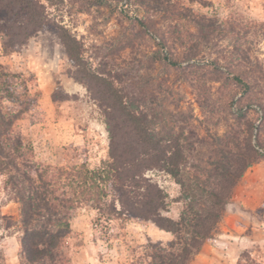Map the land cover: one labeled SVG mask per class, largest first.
Wrapping results in <instances>:
<instances>
[{
	"label": "rangeland",
	"instance_id": "obj_1",
	"mask_svg": "<svg viewBox=\"0 0 264 264\" xmlns=\"http://www.w3.org/2000/svg\"><path fill=\"white\" fill-rule=\"evenodd\" d=\"M38 1L50 20L46 29L7 48L0 35V68L8 74L4 80L10 91L2 109L8 114L27 110L16 128L32 145L36 160L61 165L64 154L75 156L74 149L77 161L86 160L94 168L107 157L108 134L102 114L86 87L72 76L78 68L57 34L63 28L75 37L80 55L92 70L127 71L141 84L160 78L174 83L178 107L170 110L182 113L173 123L175 133L187 125L194 135L187 130L183 135L191 141L236 130L239 139L250 134L264 152V0ZM137 20L145 26L139 27ZM163 30L171 33L166 47L160 48L159 37L153 33ZM157 49L161 56L167 51L180 66H201L200 83L187 79L179 83L177 69L153 60ZM234 75L247 81L249 89L236 83ZM226 100H232L230 109L223 104ZM229 111L246 114L240 119L246 126L236 123ZM205 151L195 145L185 153L189 161H195ZM144 175L168 194V210L161 213L177 219L183 207L180 185L162 170H147ZM4 203L9 204L2 207ZM17 209V203L3 191L0 177V264H21ZM70 227L62 264H147L148 245L167 247L173 238L151 221H108L87 205L74 212ZM210 262L264 264V156L243 172L217 232L204 241L189 264Z\"/></svg>",
	"mask_w": 264,
	"mask_h": 264
},
{
	"label": "trees",
	"instance_id": "obj_2",
	"mask_svg": "<svg viewBox=\"0 0 264 264\" xmlns=\"http://www.w3.org/2000/svg\"><path fill=\"white\" fill-rule=\"evenodd\" d=\"M145 1L149 0H136L139 4ZM49 22L38 0H0L4 48L23 44L35 31L46 29ZM137 24L145 26L141 20ZM170 33H153L159 37L160 48L166 47ZM57 34L78 68L72 76L86 87L100 109L108 134V152L106 159L94 168L86 160L77 161L74 149L75 156L64 154L61 165L36 160L32 145L23 140L16 128L25 110L8 114L2 109L10 91L4 80L8 74L0 68V177L3 191L18 205L21 264L65 262L70 218L86 205L108 221H151L159 230L171 233L173 238L167 247L161 243L148 245L147 264H189L204 241L217 232L233 187L246 168L264 156L262 147L248 133L239 139L236 130L213 132L207 139L191 141L183 135L186 130L194 135L186 124V129L179 127L175 133L173 123L177 116L181 119L182 113L170 110L178 107L173 98L174 83L160 78L152 84L145 79L141 84L127 71L92 70L80 55L75 37L64 28ZM174 38L183 45L178 36ZM160 54L159 49L155 50L153 60L177 69L179 83L183 79L200 83L204 76L198 69L201 66H180L169 58L167 51ZM233 79L249 89L247 81L243 82L238 75ZM231 101H224L225 108L230 109ZM228 113L236 123L246 126V121H240L246 114ZM195 145L204 147L206 154L189 161L185 151L193 150ZM152 169L162 170L180 185L179 201L183 207L177 219L161 213L168 210V194L144 175Z\"/></svg>",
	"mask_w": 264,
	"mask_h": 264
},
{
	"label": "crops",
	"instance_id": "obj_3",
	"mask_svg": "<svg viewBox=\"0 0 264 264\" xmlns=\"http://www.w3.org/2000/svg\"><path fill=\"white\" fill-rule=\"evenodd\" d=\"M7 204H9V203H4L3 205H2V207L4 206V207H6L7 206ZM18 210V209H17ZM17 234V233H16ZM17 235H19V234H17ZM16 238V237H15ZM16 242H17V239H16ZM213 261H215L214 259H213ZM210 264H212V262H210Z\"/></svg>",
	"mask_w": 264,
	"mask_h": 264
}]
</instances>
